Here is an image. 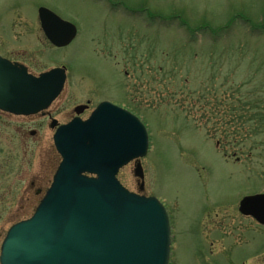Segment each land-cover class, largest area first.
I'll return each mask as SVG.
<instances>
[{
    "label": "rangeland",
    "instance_id": "1",
    "mask_svg": "<svg viewBox=\"0 0 264 264\" xmlns=\"http://www.w3.org/2000/svg\"><path fill=\"white\" fill-rule=\"evenodd\" d=\"M40 7L77 26L70 45L46 38ZM0 55L36 74L68 68L61 122L109 99L147 125L142 193L170 213V264H264V227L238 210L264 191V0H0ZM10 122L0 116V254L40 202L23 189L57 164L49 125L26 138ZM134 170L118 178L139 192Z\"/></svg>",
    "mask_w": 264,
    "mask_h": 264
},
{
    "label": "water",
    "instance_id": "2",
    "mask_svg": "<svg viewBox=\"0 0 264 264\" xmlns=\"http://www.w3.org/2000/svg\"><path fill=\"white\" fill-rule=\"evenodd\" d=\"M41 27L57 47L77 36L75 24L52 10L39 9ZM66 67L35 76L0 56V109L31 115L61 94ZM83 106L77 108L78 114ZM57 125L54 120L53 127ZM54 143L62 162L34 214L13 225L1 246V264H169L172 227L157 197L130 191L118 178L133 161L145 185L141 159L150 148L142 120L108 101L90 118L60 125ZM244 215L264 224V194L246 196Z\"/></svg>",
    "mask_w": 264,
    "mask_h": 264
},
{
    "label": "flooded vegetation",
    "instance_id": "3",
    "mask_svg": "<svg viewBox=\"0 0 264 264\" xmlns=\"http://www.w3.org/2000/svg\"><path fill=\"white\" fill-rule=\"evenodd\" d=\"M6 58H8L9 60H11L14 63H18V64H23L28 68V71L35 74L34 72L31 71V68L29 65H27L24 61L17 59V58H10L8 56H4ZM103 101H109L111 103H114L116 105L122 106L126 108L125 104H122L118 101L115 100H109V99H102L100 100L98 103L94 104L92 99H88L86 103H80L77 104L72 113H70L68 119H66L65 121H60L59 118L57 117V110H53L52 105L49 107V109H47L44 112H40L38 114L35 115H17V114H13L10 112H5L0 110V116L2 117H6L9 120L13 121L15 120V124H12L13 122L8 123L9 125H13L14 128L16 129V131H18L20 136H25L26 138H28L29 136L31 137H40L42 135V132L44 130V127L46 125H49L50 130L52 131L53 135L55 134L56 130H57V126L56 128L52 127V124L54 123V119L59 121V124H65L68 123L69 121H71L72 119H74L75 117L79 116L82 119H87L91 116V114L93 113V111L97 108V106L102 103ZM83 106V110L80 114L77 113V108ZM62 106H59L57 109H62ZM52 162L55 160L57 162L56 164V168L54 169V171L52 172L50 171H45L42 174H40L37 177V182H38V186L36 184V182H32L31 184H28L27 186H25V188L23 189L21 196H22V200H30L29 195L31 194V188H34V190H32V194H34L35 196V200L41 201L49 187L52 184L53 178L60 166L61 163V155L59 154V152L57 151L56 147H55V151L54 153L52 152ZM50 168V167H49ZM48 169V168H47ZM37 186V187H36ZM256 193H260V192H256ZM255 193V194H256ZM243 217L246 218H250L252 220H254L257 224H259V226L264 227L263 224L259 223L253 216H246L241 214Z\"/></svg>",
    "mask_w": 264,
    "mask_h": 264
}]
</instances>
